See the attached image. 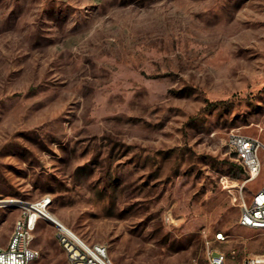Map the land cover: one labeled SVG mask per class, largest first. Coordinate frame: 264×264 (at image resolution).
<instances>
[{
	"label": "rangeland",
	"instance_id": "obj_1",
	"mask_svg": "<svg viewBox=\"0 0 264 264\" xmlns=\"http://www.w3.org/2000/svg\"><path fill=\"white\" fill-rule=\"evenodd\" d=\"M233 130L264 139V0H0V244L46 198L117 263L264 253ZM59 230L30 264H71Z\"/></svg>",
	"mask_w": 264,
	"mask_h": 264
},
{
	"label": "built area",
	"instance_id": "obj_2",
	"mask_svg": "<svg viewBox=\"0 0 264 264\" xmlns=\"http://www.w3.org/2000/svg\"><path fill=\"white\" fill-rule=\"evenodd\" d=\"M230 146L236 151L240 163L248 172L247 180L257 177L264 167V139L259 135L231 131L228 136ZM47 200V199H46ZM40 215H34L32 208L16 219L15 226L7 244H0V264H30L40 256V249L33 245L35 230ZM241 224L264 228V184L241 205ZM71 264H121L115 262L106 245H92L72 231L60 228L57 233ZM225 238L224 232H218ZM212 264H229L228 254L219 249L209 251ZM239 264H264V253L244 257Z\"/></svg>",
	"mask_w": 264,
	"mask_h": 264
},
{
	"label": "bare ground",
	"instance_id": "obj_3",
	"mask_svg": "<svg viewBox=\"0 0 264 264\" xmlns=\"http://www.w3.org/2000/svg\"><path fill=\"white\" fill-rule=\"evenodd\" d=\"M21 203H23L27 207L32 208L33 216L42 214V215H45L46 217H48L49 219H55L61 223V224H59L60 228H62L64 230L72 231L75 234H77L74 230H72L65 223H63L54 213H52L51 211L48 210V208H47L48 200H46V198H43V199L36 201V202H21ZM78 236H80V235H78Z\"/></svg>",
	"mask_w": 264,
	"mask_h": 264
},
{
	"label": "water",
	"instance_id": "obj_4",
	"mask_svg": "<svg viewBox=\"0 0 264 264\" xmlns=\"http://www.w3.org/2000/svg\"><path fill=\"white\" fill-rule=\"evenodd\" d=\"M53 222L57 223L58 225L61 224L59 221L55 220V219H51Z\"/></svg>",
	"mask_w": 264,
	"mask_h": 264
},
{
	"label": "trees",
	"instance_id": "obj_5",
	"mask_svg": "<svg viewBox=\"0 0 264 264\" xmlns=\"http://www.w3.org/2000/svg\"><path fill=\"white\" fill-rule=\"evenodd\" d=\"M242 165V164H241ZM242 167H243V165H242ZM244 168V167H243Z\"/></svg>",
	"mask_w": 264,
	"mask_h": 264
}]
</instances>
